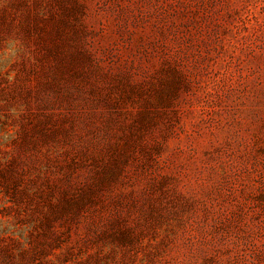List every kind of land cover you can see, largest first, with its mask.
<instances>
[{
	"label": "rangeland",
	"instance_id": "374dc122",
	"mask_svg": "<svg viewBox=\"0 0 264 264\" xmlns=\"http://www.w3.org/2000/svg\"><path fill=\"white\" fill-rule=\"evenodd\" d=\"M0 264H264V0H0Z\"/></svg>",
	"mask_w": 264,
	"mask_h": 264
}]
</instances>
